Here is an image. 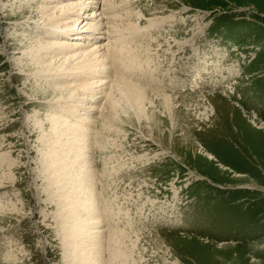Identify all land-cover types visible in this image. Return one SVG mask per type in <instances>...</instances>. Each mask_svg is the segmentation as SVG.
Here are the masks:
<instances>
[{
  "label": "rangeland",
  "instance_id": "374dc122",
  "mask_svg": "<svg viewBox=\"0 0 264 264\" xmlns=\"http://www.w3.org/2000/svg\"><path fill=\"white\" fill-rule=\"evenodd\" d=\"M112 1L116 14L124 16L119 21L113 15L103 16L109 18L104 33L111 22L150 31L140 35L141 40L131 34L119 44L136 47L131 60H126L129 70L121 66V74L111 80L158 84L149 88L160 91L148 93L159 105L154 110L147 104V115L142 117L135 103L116 97L113 104L118 100L116 105H121H114L119 118L111 130H104L101 117L106 114L107 97L99 100L98 109L90 112L93 121L87 137L93 143L94 174H86L84 184L92 183L95 192H90L99 196L97 206H103L99 208L115 209L112 220L121 229L141 230L132 264H264V131L249 119L264 123V0H127L128 6L121 5L126 0ZM55 4L0 0V264L79 262L57 228V216L60 219L71 206L61 195V184L44 181L46 160L57 148L61 151L59 146L64 144L57 142L68 130L65 124L58 128L50 115L62 98L52 90L57 81L38 74L31 49V42L39 38L60 46L39 32L35 23L42 21L33 14L39 6ZM127 13L137 17L126 22ZM108 33L101 36L110 41L113 36ZM195 51L208 62H198ZM108 60H114L111 54ZM221 65L225 72H219ZM191 68L197 71L189 74ZM118 69L116 65L115 72ZM143 74L149 79L143 80ZM151 74L156 75L155 81ZM225 77V86L220 87L218 81ZM96 81L93 76L89 84ZM107 82L96 89L109 93L113 83ZM72 90L64 96L75 92L86 97L82 90ZM159 92L175 96L171 114L156 97ZM77 103L72 108H81L83 114L89 104L84 98ZM55 129L60 130L55 133ZM69 147L67 159L74 161ZM209 154L215 159H209ZM80 161L76 166L85 160ZM76 166L70 162L71 170ZM59 167L60 163L56 173ZM177 201V211L184 213H180L182 221H164L162 205Z\"/></svg>",
  "mask_w": 264,
  "mask_h": 264
},
{
  "label": "bare ground",
  "instance_id": "6f19581e",
  "mask_svg": "<svg viewBox=\"0 0 264 264\" xmlns=\"http://www.w3.org/2000/svg\"><path fill=\"white\" fill-rule=\"evenodd\" d=\"M101 1L103 2V8H101L100 10ZM49 3H53V4L57 3V4L52 6H39V9H36L35 12H33L35 16L36 15H38V17L40 16V19L42 21L41 23L37 24L36 22L35 24L36 27H38L39 32L41 34H44V36L45 35L51 36L50 38L60 42V46H55L56 44L54 45L53 43L54 41H50L48 39L42 40V38L41 39L39 38V39H34V41L31 42V47H32L31 49L35 50L32 54V59L34 61V64H36V66L38 67V71H37L39 72L38 74L44 76V74L46 73V76L48 75L49 77L50 76L52 77V81L53 80H55L54 82L57 81L56 84H58V86L52 90L55 93H57L56 91H58L59 96H61L60 98H62V102L65 103L64 105H61L62 102L60 104H57L55 106L57 109L50 114L55 118L54 123L57 124V127L59 125L65 124V128L68 129L66 131V134H64L65 136L63 135L60 141L57 142V144L59 143L64 144L59 146L61 149L60 152L62 153H60L59 150H57L58 148L54 150V152L50 150L52 152V156H51L52 158L48 157L47 159L46 157L47 159L46 160L47 165L45 168L46 170L45 171L43 170L45 174L44 176L46 178L44 179V181L48 180V182L52 186L54 182H56V184H61V188L63 189L62 190L60 188L62 190L61 195H63V197L67 201L66 202L67 205L71 206L68 208V210L65 213H63L65 215H62L60 219L56 215L57 213L55 214L57 216L56 219L58 220L57 228L60 227L59 236L63 237L62 238L63 240L65 239L63 241L65 243V246L67 247L69 246L68 248L73 247L72 249H74L73 253L75 254V258L79 261L76 264H132V262L134 263V261H136V258H134V254L136 253V250L138 249V244L140 243L141 240V235H142L140 234L141 230L135 232L133 230L134 228L133 229L131 228L133 226L132 223L130 228L133 230V232H129L124 229H121L119 227L120 225L118 226L117 224V220L116 219L112 220V218L114 217L115 209H112V207H110L109 210H107V208L105 207L104 209L99 208L98 206L101 205H99L100 204L99 203L97 206L96 202H101V201H99L100 200L99 196L92 194L95 192V191H91L92 188L90 187L92 186V183L91 186L87 184L89 187H87L86 184H84V182L88 180L89 175L92 173L94 174L93 171L94 162H92L93 155L90 154L92 153L93 150L92 149L93 143H88L87 137L91 136L90 129L93 121V119H91L92 118L91 116L93 114L91 113H94L96 109H98V106L96 105L99 102V100L102 99V97L103 98L107 97V100L105 101V107L103 108L106 111V114L104 115L102 114L101 117L102 118L101 123L104 130H111L114 127V124L116 123L115 119L117 121V119L119 118V117L117 118L116 116V112L118 113L119 111H116L117 108L115 109L114 106L116 105V103H118V100L116 101V103L113 104V100L116 97L123 96V98L121 97L122 99L126 97L127 99H129V101L135 103L136 104L135 107L138 110V111L136 110V112L143 113L142 115L140 114L142 117L146 111L145 109L147 104H149L150 107L154 110L159 105L158 102L155 100V96H151L148 93V91H154V92L156 90L160 91V88L157 89L155 88V86L153 87V89L149 88L152 87L153 85H158V84H153V85L151 84L152 86L151 85L147 86L146 84H142V82L139 83L132 82L131 79L126 80L125 78H121V79H125V81L118 80L119 78L116 79L117 77H115L116 80H111L113 79L112 77L114 75H117L118 73L121 74L123 70L121 69V66L126 67V65L128 64L126 60L127 59L131 60V55L133 56V52L135 51L134 43H132L130 46L128 45V48H125L123 44L121 47L119 46V44L123 43L124 42L123 40H126L128 36L132 38L131 34L136 35L137 37L135 38L141 40L140 35L143 37V34L149 32L150 30L144 27L146 32H142L138 27L132 24L123 25L124 23L118 24L111 22L108 25L109 29L107 33L110 32V36L111 37L113 36L112 38L113 41L112 40L109 41L108 37H104L105 38L104 39L101 36L107 34L104 33L105 31H103V29H106L108 24L107 22L109 21V18L108 21L104 20L103 16L109 17L110 15H113L112 19L114 21L117 20L119 21L120 17L123 18L124 16V15L118 16L116 14L117 5L112 0H49ZM130 4L131 2L127 0L121 3V5H125V6H128ZM99 11H101L100 14H98ZM105 13L107 15H104ZM135 17H137L136 13H127L125 14L124 19H126L125 21L128 22L127 21L128 19H132ZM169 21H170V25L173 26L174 23H172L170 19ZM139 27H141V25H139ZM128 33H130V35ZM104 40L105 42L103 43ZM91 42H93L92 45H94L95 47L94 50H92L94 47L90 46ZM108 42L109 44H107ZM109 54L112 55L114 60H110V61L108 60ZM195 57L198 60V62L202 64H206L208 62L207 59H199L200 57L199 51H195ZM93 65L95 66V68L103 67V69L100 68L95 69ZM116 65L119 67L117 72H115ZM232 67L233 65L230 66L231 70ZM196 69L197 68H191L189 69L188 73L190 74V71H193L194 73L195 71H197ZM126 70H129V67H126ZM154 71L152 73H154ZM221 71L225 72V68L224 66L222 67V65L219 67V72ZM199 72L197 74H199ZM135 73L137 72L135 71ZM69 74L70 75L73 74L72 78H69L70 77ZM199 75L202 76V74ZM93 76H95V79L98 78V81L94 82L93 84H89ZM142 76L144 77L143 80H146L148 78V76H144V74ZM126 77L129 78L128 76ZM150 77H152L151 79H153V81L157 79L156 75L154 74L153 75L151 74ZM109 79L113 83L112 86L108 88L109 93L104 94L102 91L96 89L97 87H100L102 85L105 86L104 84L108 83L107 80ZM225 79L226 77L218 81V83L220 82L219 84L220 87H223V85L225 84L224 82ZM67 80L69 81L73 80V83L69 84V81ZM83 80L84 82L80 83ZM65 83L68 84L64 85ZM99 83L101 85H98ZM147 84H149V82ZM69 89H73L72 91L82 90L83 91L82 94H85L86 97H88L87 95H90L89 97H92V99L91 98L88 99L89 97L86 98L82 96L79 97L78 95L76 96V94L74 95L75 92H71L69 97H65L63 92L65 93V91L67 92ZM67 93L69 94V92ZM225 93L232 94L233 92L226 91ZM97 95H100V97ZM156 97H160L161 105H163L166 108V110L171 114L173 107L175 106L173 105V101L176 100L175 96L166 93L163 94L159 92ZM83 98L86 100L87 104H89L88 107L86 105L83 108L84 115L79 112L81 108L79 110L78 109L74 110V108H72L73 107L72 104L78 105L77 101L82 100ZM122 99L121 101L124 102V100ZM126 102L128 101L126 100ZM132 102L131 104L133 105ZM155 105L156 108H154ZM116 106L121 107V105L118 104ZM125 106L127 105L125 104ZM145 115L147 114L145 113ZM87 119H91V120H87ZM141 119L144 120L143 118ZM249 119H250V123L257 130L264 131V123L257 124L255 121H253L252 118ZM58 128H60V126ZM57 130L58 129H55L53 132L56 133ZM63 138L64 141H62L63 143H61V140ZM76 142H78L77 146L74 145V143ZM67 147H69L70 149V155L74 156L75 159L74 161H69L72 160L69 159L70 157L67 159L66 153L69 152L67 150ZM62 149L64 152L62 151ZM80 152H82V154H80ZM208 158L215 159L214 156L211 154L208 155ZM80 160L83 161L85 160V161L83 162L82 166L80 165L76 166L79 163L81 164L82 161ZM88 160L90 161L89 165H87ZM70 162L71 164H74V166L77 167L75 170H71L72 167H70ZM85 162L86 165H84ZM58 163H60V167L56 173L54 170ZM95 173L98 174L97 172ZM86 174L88 175V177L86 176ZM95 180L96 179H93L91 181H95ZM101 191H103V189ZM54 193H52V197H55V195H53ZM174 194L177 195L178 192L175 190ZM103 195L105 194L103 193ZM52 199L54 200V198ZM112 204L114 203L112 202ZM177 204L180 203H178L177 201L175 202V204L168 203V205H162L161 208L163 209V213L165 214V215L162 214V218L164 221H168L169 223L172 224H175V222H177L178 220L180 222L182 221L181 214L183 212L181 213L180 211H177L179 209L178 207L180 206V205L178 206ZM101 207L103 208V206ZM1 212H3L2 207L0 208V213ZM163 215L166 216V219L163 217ZM162 218L160 217V220ZM71 232L73 233V237L71 236L72 238H70L69 236ZM81 235H83L84 237L82 238ZM91 245H94V247L96 245V249H93ZM66 255L68 257L71 256L68 254ZM70 258L68 259V261L70 260ZM140 259L142 260L143 257H140ZM65 263L70 264L67 262Z\"/></svg>",
  "mask_w": 264,
  "mask_h": 264
}]
</instances>
